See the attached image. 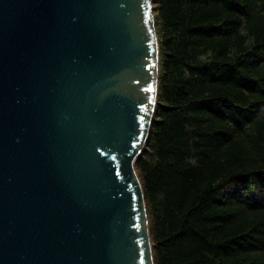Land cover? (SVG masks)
<instances>
[{
	"label": "water",
	"instance_id": "obj_1",
	"mask_svg": "<svg viewBox=\"0 0 264 264\" xmlns=\"http://www.w3.org/2000/svg\"><path fill=\"white\" fill-rule=\"evenodd\" d=\"M153 0H0V264H154L136 159Z\"/></svg>",
	"mask_w": 264,
	"mask_h": 264
},
{
	"label": "trees",
	"instance_id": "obj_2",
	"mask_svg": "<svg viewBox=\"0 0 264 264\" xmlns=\"http://www.w3.org/2000/svg\"><path fill=\"white\" fill-rule=\"evenodd\" d=\"M155 110L136 159L154 264H264V0H153Z\"/></svg>",
	"mask_w": 264,
	"mask_h": 264
},
{
	"label": "rangeland",
	"instance_id": "obj_3",
	"mask_svg": "<svg viewBox=\"0 0 264 264\" xmlns=\"http://www.w3.org/2000/svg\"><path fill=\"white\" fill-rule=\"evenodd\" d=\"M137 174H138V172H137Z\"/></svg>",
	"mask_w": 264,
	"mask_h": 264
}]
</instances>
